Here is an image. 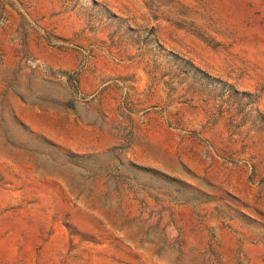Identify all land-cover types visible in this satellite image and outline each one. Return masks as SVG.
<instances>
[{
	"label": "rangeland",
	"instance_id": "374dc122",
	"mask_svg": "<svg viewBox=\"0 0 264 264\" xmlns=\"http://www.w3.org/2000/svg\"><path fill=\"white\" fill-rule=\"evenodd\" d=\"M0 264H264V0H0Z\"/></svg>",
	"mask_w": 264,
	"mask_h": 264
}]
</instances>
